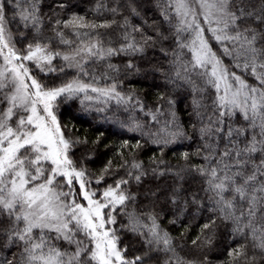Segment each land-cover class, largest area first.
I'll return each instance as SVG.
<instances>
[{"label":"snow or ice","instance_id":"obj_1","mask_svg":"<svg viewBox=\"0 0 264 264\" xmlns=\"http://www.w3.org/2000/svg\"><path fill=\"white\" fill-rule=\"evenodd\" d=\"M156 6L168 35L161 27L147 34L128 17L118 21L119 6L96 0L91 17L78 12L47 17L53 37L46 40L41 0H0V251L11 255L0 256V264H159L160 253L163 264H185L159 214L130 207L136 201L130 184L140 185L148 175L138 150L149 142L161 151L160 159H152L153 176L167 172L176 181L165 192L170 203L178 205L187 196L185 172L202 178L203 186L183 204L206 199L213 215L201 226L204 239L197 236L191 243L210 246L219 220L244 241L228 250L226 264H264V0H156ZM54 7L63 11L69 5L57 0ZM105 12L113 18H95ZM13 25L22 38L32 34L22 49L16 47ZM113 28L120 30L115 38L101 31ZM53 40L59 48L52 47ZM169 40L172 58L165 79L191 87L192 114L203 142L194 155L202 164L160 168L166 163L164 148L186 138L174 112L156 132L144 131L130 116L129 130L147 139L123 141L119 166L113 168L110 160L95 177L73 159L75 147L88 141L74 138L61 124L58 103L80 99L81 105H102L96 110L104 112L114 102L126 112H144L136 94L120 90L121 69L111 59L143 55L156 42ZM161 50L168 55V49ZM56 59L64 63L56 67ZM66 68L75 75L58 85L34 74L35 69L47 75ZM129 70H139L132 59L125 63ZM167 103L171 107L174 101ZM146 114L160 123L162 105ZM191 155L184 152L182 159L188 162ZM113 177L103 188L93 186ZM124 233L138 237L140 247L123 244ZM198 264H210L209 258Z\"/></svg>","mask_w":264,"mask_h":264},{"label":"trees","instance_id":"obj_2","mask_svg":"<svg viewBox=\"0 0 264 264\" xmlns=\"http://www.w3.org/2000/svg\"><path fill=\"white\" fill-rule=\"evenodd\" d=\"M95 2L96 0H65L69 7L62 11L54 7L57 0H41V14L45 17V26L42 32L43 38L47 40L53 37V33L47 24V17L53 16V13L66 17L70 12H78L91 17L93 14L90 10ZM108 4L109 6H119L120 15H117L115 19L122 21L123 17H128L130 24L142 27L147 34L154 35L155 28L162 25L156 0H108ZM132 8L136 9V14L131 11ZM95 18L112 19L113 17L111 13L105 12L103 16ZM145 21H147V24H145ZM167 29L168 25L163 24L161 31H164L166 35L169 34ZM101 31H107L115 38L120 30L113 28ZM13 33L17 38L16 45L18 48L22 49L26 43L32 40L30 32L25 34V38H22L17 32L15 25H13ZM137 39H139L138 34ZM52 47L59 48L60 46L53 40ZM162 48L169 50L167 56L161 50ZM170 49V40L158 41L154 46L148 47L143 55L135 57L119 55L111 59V62L121 69L118 76V80L121 82L120 90L125 94H136L145 104L144 112L138 109L126 112L123 106L118 108L114 102L104 112L96 110L97 107L102 105L85 101L86 107L81 105L80 99L58 103L57 115L61 124L67 126L70 130L69 134L74 138L78 137L81 140L86 138L88 141L87 144H79L75 147L73 159L77 160L81 166L95 177L99 176L101 170L110 160L113 162V168L119 166L121 157L117 155V152L123 141L128 140L131 144H135L137 140L143 143L147 139V137L142 136L140 131L133 132L129 130L130 116L145 126L144 131L156 132L163 125V122L169 118L168 113L174 112L186 133V138H182L164 148L162 158L166 163L161 165L160 168L166 169L170 167L173 171H178L181 168H186L188 164H202V157L194 155L196 150L202 147L203 142L198 132L201 125L192 114L193 94L191 87L188 84L169 83L165 79L164 73L169 70L172 58ZM128 59L133 60L139 69L138 71H125V63ZM73 76L74 73L66 71L61 74L51 75V77L40 74L38 79L51 86L58 85ZM103 83L105 82H101L102 85ZM161 95L164 100L158 99ZM169 99L174 101L171 107L167 103ZM205 102L207 103V99ZM158 104L162 105L164 112V115L158 117L160 123L152 121L150 115L146 114L149 109L154 112ZM98 138L99 143H94ZM184 152L192 154L188 162L182 159V153ZM124 155L128 156L129 153L125 151ZM153 158H161L160 146L149 142L138 150L137 159L143 162L148 175L140 185L135 184L134 181L130 184L131 191L136 194V201L130 207L134 208L138 213L153 211L159 214L161 227L173 237L176 245V254L185 261V264L188 261L198 264L205 255L209 258L210 264H226L229 259L228 250L244 242L239 236L232 234L231 225L218 220L210 246L198 247L191 243L197 236H200L201 240L204 239L201 233V226L213 215L209 211L211 204L206 199H202L199 204L189 203L186 206L183 204L184 198L190 199L192 194L197 193L203 186L202 178L193 172H185V179L182 184L187 196L181 199L180 204H172L169 202L165 192L173 187L176 181L167 172L163 176H153L151 171L155 167L152 164ZM119 174L123 175V170ZM113 179L114 177L107 178L100 185L104 187L106 184L112 183ZM153 192H156L157 195L153 196ZM198 194L200 197H204L203 192ZM117 219L119 221L121 217ZM172 220H176V223H171ZM122 243L129 245L130 248L140 247L139 238L131 233L122 235ZM12 252L18 254L16 248H13ZM159 255V264H163L165 254L160 253ZM0 256L11 258L7 250L0 251ZM149 264H157V262L153 260Z\"/></svg>","mask_w":264,"mask_h":264},{"label":"rangeland","instance_id":"obj_3","mask_svg":"<svg viewBox=\"0 0 264 264\" xmlns=\"http://www.w3.org/2000/svg\"><path fill=\"white\" fill-rule=\"evenodd\" d=\"M14 37H15V41H16V36L14 35ZM16 47H17V45H16ZM18 48V47H17ZM64 62L62 61V60H60V59H56V60H54L53 61V65H55L56 67H59L61 64H63ZM30 67H34V66H32V65H29ZM66 71H68V72H70V73H74V75H75V70L74 69H67L66 68V70H65V72ZM34 74L37 76V78H38V76H40V74H42V75H46V74H44V73H42V72H39V70L38 69H35V71H34ZM55 74H61L60 72H57V73H48L46 76H50L51 77V75H55ZM94 187H98V188H103V186H99V185H93Z\"/></svg>","mask_w":264,"mask_h":264}]
</instances>
